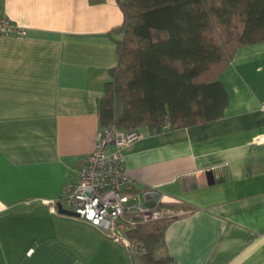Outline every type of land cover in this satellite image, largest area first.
I'll return each mask as SVG.
<instances>
[{"label":"crops","instance_id":"obj_1","mask_svg":"<svg viewBox=\"0 0 264 264\" xmlns=\"http://www.w3.org/2000/svg\"><path fill=\"white\" fill-rule=\"evenodd\" d=\"M27 30L0 34V264H136L130 250L59 211L102 127L118 64V0H0ZM219 80L223 115L140 125L123 149L131 201L172 212L163 264H264V40L239 45Z\"/></svg>","mask_w":264,"mask_h":264},{"label":"trees","instance_id":"obj_2","mask_svg":"<svg viewBox=\"0 0 264 264\" xmlns=\"http://www.w3.org/2000/svg\"><path fill=\"white\" fill-rule=\"evenodd\" d=\"M100 2L102 0H92ZM118 64L100 104L102 125L187 126L223 115L219 80L241 44L264 40V0H118ZM166 217L135 230L145 264H163Z\"/></svg>","mask_w":264,"mask_h":264},{"label":"built area","instance_id":"obj_3","mask_svg":"<svg viewBox=\"0 0 264 264\" xmlns=\"http://www.w3.org/2000/svg\"><path fill=\"white\" fill-rule=\"evenodd\" d=\"M26 28L8 18L0 8V34L26 35ZM141 137L138 129L122 130L102 125L94 149L83 158L76 184L65 186L60 202L105 236L123 243L136 264H145L146 249L134 232L172 212L161 202L131 201L133 179L125 167L123 149ZM164 264H178L169 259Z\"/></svg>","mask_w":264,"mask_h":264},{"label":"water","instance_id":"obj_4","mask_svg":"<svg viewBox=\"0 0 264 264\" xmlns=\"http://www.w3.org/2000/svg\"><path fill=\"white\" fill-rule=\"evenodd\" d=\"M58 208H59V211L63 214H67V215H77V213L73 210H69L67 208H65L61 202L58 203Z\"/></svg>","mask_w":264,"mask_h":264},{"label":"rangeland","instance_id":"obj_5","mask_svg":"<svg viewBox=\"0 0 264 264\" xmlns=\"http://www.w3.org/2000/svg\"><path fill=\"white\" fill-rule=\"evenodd\" d=\"M65 208L69 209V210H72L69 206L65 205Z\"/></svg>","mask_w":264,"mask_h":264}]
</instances>
